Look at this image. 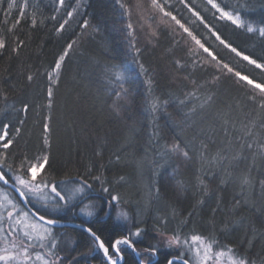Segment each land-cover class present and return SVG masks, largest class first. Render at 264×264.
Returning a JSON list of instances; mask_svg holds the SVG:
<instances>
[{
  "label": "trees",
  "instance_id": "1",
  "mask_svg": "<svg viewBox=\"0 0 264 264\" xmlns=\"http://www.w3.org/2000/svg\"><path fill=\"white\" fill-rule=\"evenodd\" d=\"M21 1L16 0L18 5ZM9 2L0 0V39L7 45L0 49V130L8 124L9 138L14 140L8 150L0 147V153L8 155L0 169L5 178L17 187L14 177L22 175L21 157L47 154L50 182L59 185L85 178L92 185L83 199L96 202V215L89 222L75 221L91 227L106 246L140 228L141 236L132 237L137 251L146 255L145 248L155 247L154 264H166V257H177V253L163 250L160 238L195 233L215 238L218 248L231 246L249 264H264V150L260 147L264 145V108L258 91L213 67L215 61L174 21L164 17L168 24L160 22L162 14L148 7L150 0H143V13L135 9L136 0H125L132 6L131 15L115 0H64V6L59 0H27L26 16L14 32L7 29L18 12L8 8ZM217 3L238 11L254 25L264 21V0ZM165 10L234 72L264 83V71L225 48L212 33L262 64L264 37L218 19L205 0H168ZM68 12H72L71 19ZM33 13L36 27L30 23ZM64 20L68 23L58 32ZM84 21L89 22L88 28L82 27ZM73 41L58 84L50 85L48 73ZM189 47L196 54H190ZM117 70L123 73L127 90L118 111L112 106V92L119 90L120 83L113 80ZM49 87L53 88L51 108L47 106ZM253 95L255 101L250 98ZM157 99L160 106L153 112L151 104ZM45 123L49 133H44ZM249 128L252 135L245 134ZM45 135L48 146L43 144ZM174 142L186 145L191 158L168 152L166 148ZM217 153L229 159L211 162ZM237 154L240 159H231ZM244 176L250 183L242 186ZM111 195L120 198L116 205L128 214L124 225L113 223ZM27 202L38 215L46 216ZM56 229L72 232L71 238L87 248L93 243L79 228ZM121 247V264H138L130 250ZM65 254H71L70 249Z\"/></svg>",
  "mask_w": 264,
  "mask_h": 264
},
{
  "label": "snow or ice",
  "instance_id": "2",
  "mask_svg": "<svg viewBox=\"0 0 264 264\" xmlns=\"http://www.w3.org/2000/svg\"><path fill=\"white\" fill-rule=\"evenodd\" d=\"M115 2L119 5V7L123 10L125 14L131 15L132 12V6L125 3V0H115ZM184 0H181V3H183ZM168 3V0H163V3H161V0H150L148 7L155 12L161 13L160 22L164 24H168V21L164 20V17H169L172 21L175 22V25L179 26V28L183 29L185 33L189 37H191L192 41L199 47V49H202L203 52L207 53L208 57L211 58L212 61H215V65H212L213 67H217L218 70H226L227 73H230L234 75L237 78V82H243L244 84H247L251 86V88L258 91L259 97H260V107L264 108V83H255L252 79H250L246 75H242L240 72H234V70L227 64L222 63L217 55H215L212 51H210L193 33L185 27L183 23L179 19L176 18L172 14L171 11L165 10V5ZM207 3L211 6L212 9L215 10L216 13H218V19L223 21H228L232 25H234L238 29H243L247 33H257L260 37H264V21L260 22L258 25H254L253 22H249L247 20H244L241 18V15L238 11H229L225 8L221 7L219 3H217V0H207ZM60 6H64V0H59ZM79 6V5H77ZM17 8V17L12 25V27L8 28V32H14L17 25L21 23V21L26 16V9L28 8L27 0H24L23 5H17L16 0H10L8 4V8ZM135 9L138 13H143L145 11L143 0H136V3L134 5ZM191 10V9H190ZM75 11V9H73ZM5 15H8V13H5ZM68 17L71 19L72 12H68ZM193 15L197 17L201 21V23H204L203 18L199 16L198 13L193 12ZM152 17L149 16V19ZM51 19L55 20L56 17L53 16ZM5 24L8 23V21H4ZM30 23L32 27H36L37 20L35 13L32 14L30 18ZM42 24L43 21H40ZM68 23V20H64L62 24L59 25L57 31H62L64 29V26ZM82 27L88 28L89 22L84 21ZM128 29H132L133 25L129 23L127 25ZM151 27V25H149ZM170 27V26H169ZM205 27H208L207 24H205ZM93 30L95 31V27H93ZM211 31V29H209ZM216 39L222 44L225 48L229 49L231 52L235 53L236 56L241 57L243 60L247 61L248 64L254 65L256 68L261 69L264 71V64L258 63L256 59L251 58L249 55H244L242 52L238 51L236 47H233L230 43H227L224 39L221 38L220 35L216 34L215 32L212 33ZM129 35H132V32H129ZM152 36L156 35V32L153 31L151 33ZM151 42V41H150ZM69 43L67 45V49L64 51L62 55L58 57V59L55 60L54 66L52 70L48 73V81L50 85H56L59 82L61 72H62V65L65 61V58L68 56V50H71L73 47V44ZM22 41L17 44V47L13 49V51H17V49L21 46ZM6 43L4 39H0V49L6 48ZM133 47L135 45L133 44ZM139 51V50H137ZM189 53L190 54H196L195 49L189 47ZM177 66L182 67L179 61H176ZM141 71H145L143 68V65H141ZM33 77L30 75L28 76V80L31 81ZM215 79H219V76L215 77ZM113 80L115 82H120L118 85L119 90H114L112 92V95L115 97V100L113 101V108L114 110L119 109V101L125 99L126 96V89L123 84L124 75L121 71L117 70L113 73ZM149 85H151V81H148ZM188 96H194L195 93H187ZM47 96L49 98L48 107H52V98H53V88L49 87L47 89ZM254 101L256 100V96L253 95L250 97ZM7 99V97H5ZM211 99V98H209ZM168 101H163V104L166 105ZM180 104H184L185 100H180ZM159 101L154 100L151 104V110L153 112H156L159 107ZM203 105H201L202 107ZM24 111H27V106H25ZM192 112H195L196 109L193 107L191 109ZM225 123H228L227 120L224 121ZM22 123V122H21ZM9 128L8 124H4L2 130H0V147H2L5 150H8L12 147L14 140L9 138V133L7 129ZM44 133H49L50 128L47 123L43 125ZM19 132V129L16 130ZM246 135H252L251 129L249 128L248 131L245 133ZM43 144L45 146L49 145V138L47 135L43 138ZM186 145L182 146L180 142H174L171 146H168L166 150L170 153L182 156L185 159H190V153L186 150ZM206 148V145L203 146ZM249 149L253 148V143H249L247 145ZM261 149L264 150V145H260ZM8 159L7 152L0 153V169H3ZM201 159H204V154L201 152ZM229 159L226 155H221L220 153H217L216 156L212 157L213 163H223L225 160ZM231 159H240L239 154L231 157ZM207 162V161H206ZM49 156L47 154H38L36 156H33L29 158L27 154L21 157L20 164H19V171L22 173V175H16L14 177L17 184L20 185V188H17L16 190L20 192V195L26 196L28 193L36 194V193H43L44 189H48L49 193L52 197V203L50 204V212H59V211H72V208L70 207L72 201L76 199L77 196L83 197L85 190L88 188H91L92 185L88 183V180L85 178H78V184L79 186H73L69 187L67 189V195L62 194V191L58 190V185L52 183L48 179V173L46 169L49 167ZM8 168L11 169V165H8ZM95 179L99 180L100 177H95ZM0 182H3V184L7 185L9 183L8 179L5 178V174L3 171H0ZM63 183V182H62ZM242 186L248 185L250 183L247 176L242 177L241 180ZM200 184L204 186L205 192H207V185L204 184L203 180H200ZM262 186H264V181L261 182ZM15 187V185H13ZM21 189H27V193L24 191H21ZM104 192L108 193L109 189L104 188ZM159 189H157V192ZM44 199H48L47 196L43 197ZM119 197L116 195H111L109 204H111L113 201L119 202ZM3 200L10 204L12 206V209H16V205L12 203L11 200H9L7 195L3 196ZM3 204H0V207H3ZM80 211L86 215V216H93L94 211L92 208V205L90 204H84L83 207L80 209ZM32 216L36 217L37 222L29 223L28 217L29 213L24 212L22 218L15 219L14 218V211H8L7 213V219L9 221H13L16 225L23 224V236L25 237V240H21L19 242V250L13 254L12 249H16L18 247L17 241L15 239L8 241V243L11 245V248L8 246L3 247L0 249V262H3V264H9L11 261H16L22 259L25 264H27V261L32 260V256L29 253L30 248H35L37 245L40 248L48 247V252L46 253L47 257H53L56 255L52 250L57 248L58 241L53 235L52 227L53 225H56L59 223V219L56 217L46 218L45 215H37L36 213H32ZM118 218L127 219L128 214L127 212L121 210L118 214ZM2 219V217H0ZM9 231L6 233L4 239L5 241L8 240V237L13 236V234L16 232V228L9 225ZM88 233V235L92 238V241L96 248L99 250H102L103 255L105 259L107 260L108 264H119V261L123 259V252L124 248L121 246H125L127 249H131L132 252L136 253L137 256H140V253L137 251L135 243L132 239V237H140L142 233V229L137 228L134 232L130 231L129 235L121 238V239H115L109 246H106L105 241L101 239L100 235H98L91 227H87L84 229ZM5 233V229L3 227H0V234ZM36 243H33V242ZM48 241V244L46 245L44 242ZM168 246L172 247L174 245L179 246L181 243L188 245L187 251L191 253V257L184 256L182 258V264H249V261L244 258L243 256L238 255L235 250L228 245H224L223 247H214V245H218L219 241L215 238L209 239L206 237L201 236L200 234H192L189 238H185L183 242H181V238L179 235L174 234L171 236L168 241ZM112 250V255H110L109 249ZM144 253L146 254L143 258L139 259L138 264H153L152 257H155L157 255V249L155 247L152 248H145ZM179 256V254H178ZM177 257H166V264H176ZM115 257V258H114ZM59 257L57 259H47L44 255H41L39 252L35 255V261H38L39 264H59Z\"/></svg>",
  "mask_w": 264,
  "mask_h": 264
},
{
  "label": "rangeland",
  "instance_id": "3",
  "mask_svg": "<svg viewBox=\"0 0 264 264\" xmlns=\"http://www.w3.org/2000/svg\"><path fill=\"white\" fill-rule=\"evenodd\" d=\"M207 2V0H205ZM17 3V2H16ZM20 5H23L24 0H22L20 2ZM18 5V4H17ZM218 14V13H217ZM219 15V14H218ZM228 22V21H227ZM230 23V22H229ZM257 34V33H254ZM258 35V34H257ZM259 36V35H258ZM17 184V183H16ZM73 186H79L78 182H69V183H61L58 185V190L62 191V194H66L67 195V189L69 187H73ZM17 188H20V185L17 184ZM21 191H24L27 193V189H21ZM87 190H85L84 195L86 194ZM7 195L9 200L12 201L13 204L16 205V209L13 210L12 206L8 203H6L3 200V196ZM83 195V196H84ZM47 196L48 199H44L43 197ZM30 204H32L34 207H36L38 210L42 211L44 214H46V216L49 217H56L59 219V225H61V227H57V228H70L67 226V224H75V225H80L81 223H78L75 220H81L82 222H89L95 215H96V211H97V205L96 202L93 203V201H88L87 199H83L85 197H80L77 196L76 199H74L70 205V207L72 208V211H59V212H50V204L52 203V197L51 194L49 193L48 189H44L43 193H36V194H31L28 193L26 196H24ZM18 197H15L11 194V192L5 188L1 182H0V204H3V207H0V217H2V219H0V227H3L5 229V233L0 234V249H2L5 246H8L11 248V245L8 243V241H11L13 239H15L17 241V245L18 247L16 249H12L13 254H15L16 251L19 250V242L21 240H25V237L23 236V224L21 225H16L13 221L15 219H20L23 216V213L26 212L22 206L20 205L19 200L17 199ZM90 199V198H89ZM79 203V204H78ZM114 204L113 206V214H112V218L114 219V224H118V225H124L127 222V219H122V218H118V214L121 210H123L120 206L116 205V202L113 201L112 202ZM78 204V205H76ZM84 204H90L92 205L94 214L93 216L89 217L84 215L80 209L83 207ZM8 211H14V218L13 221H9L7 219V213ZM124 211V210H123ZM48 214V215H47ZM74 220V222L72 221ZM28 222L29 223H33V222H37L35 219H33L30 215L28 217ZM9 225H11L12 227L16 228V232L13 234V236L8 237V240L5 241L4 237L6 235V233L10 230L9 229ZM76 228V227H75ZM53 235L54 237L57 239L58 241V245L57 248L52 250L54 253H56L55 256L53 257H47L46 253L48 252V247L46 246L45 248H40L38 245L35 248H30L29 249V253L32 256V260L27 261V264H39L38 261H35V255L37 252H39L41 255H44L47 259H52L55 260L57 259V257H59V264H77L76 261H81L82 259H87L90 260V257L93 256H102V251L99 250L98 248H96V246L93 244V246L91 245L89 248H87L84 243H78L77 240L74 241V238H71V235H73L72 232H68V231H61L58 232V229L53 228ZM77 234V232H74V235ZM70 238L72 239V242L70 240ZM170 237L169 236H165V237H161V243H162V249L165 251H175L177 253L178 258L182 259L184 256H188L189 258L191 257V253L187 251L188 249V245H185L183 243H181V245L179 246H172L169 247L168 246V239ZM185 238H189L190 237H185ZM185 238H181V242H183V240ZM93 242V241H92ZM33 243H36L35 241ZM46 245L48 244V241L44 242ZM123 246V245H122ZM124 247V246H123ZM214 247H216V245H214ZM126 248V247H125ZM71 254H65L66 250L69 251ZM130 250V249H129ZM139 253L141 251H138ZM136 254V253H135ZM137 256V254H136ZM145 255L140 253V257L143 258ZM115 258V257H114ZM154 259V257H152V260ZM120 262V261H119ZM0 264H3V262H0ZM9 264H25V262L20 259V260H16V261H11L9 262ZM181 264V263H179ZM209 264H211V262H209Z\"/></svg>",
  "mask_w": 264,
  "mask_h": 264
},
{
  "label": "water",
  "instance_id": "4",
  "mask_svg": "<svg viewBox=\"0 0 264 264\" xmlns=\"http://www.w3.org/2000/svg\"><path fill=\"white\" fill-rule=\"evenodd\" d=\"M1 184L4 186V187H6V188H9L18 198H19V200L22 202V205H23V207L29 212V214L31 215L32 213H35V212H33L30 208H29V206L27 205V202H26V200H25V197L23 196H21L20 195V192L19 191H17L16 189V187H13V185L11 184V183H8L7 185H5V184H3V182H1ZM38 215V214H37ZM32 216V215H31ZM35 220H36V217L35 216H32ZM67 226L69 227V226H76V227H78V228H80V229H82L83 231H84V229L86 228L85 226H81V225H72V224H67ZM51 227H53V228H57V227H61V225H59V224H56V225H53V226H51ZM86 232V231H85ZM87 233V232H86ZM88 234V233H87ZM131 250V249H130ZM132 252V251H131ZM133 254H134V252H132ZM137 259V258H136ZM176 263H181L182 264V259H180V258H177V260H176Z\"/></svg>",
  "mask_w": 264,
  "mask_h": 264
},
{
  "label": "flooded vegetation",
  "instance_id": "5",
  "mask_svg": "<svg viewBox=\"0 0 264 264\" xmlns=\"http://www.w3.org/2000/svg\"><path fill=\"white\" fill-rule=\"evenodd\" d=\"M8 189V188H7ZM9 190V189H8ZM10 191V190H9ZM81 226H84L82 224H80ZM87 228V227H86ZM88 235V234H87ZM88 237L92 240V238L88 235ZM102 251V250H101ZM110 255H112V250L109 251ZM103 254V252H102ZM82 264H108L107 260L105 259L104 255L102 256H91L90 260L87 259H83L81 260ZM157 261V256L154 257V259L152 260L153 264L156 263ZM121 264V263H120Z\"/></svg>",
  "mask_w": 264,
  "mask_h": 264
},
{
  "label": "bare ground",
  "instance_id": "6",
  "mask_svg": "<svg viewBox=\"0 0 264 264\" xmlns=\"http://www.w3.org/2000/svg\"><path fill=\"white\" fill-rule=\"evenodd\" d=\"M19 200V199H18ZM25 200H26V202H27V199L25 198ZM19 202H20V205L22 206V208L26 211V212H28L24 207H23V205H22V202L19 200ZM27 205L29 206V208L33 211V212H35L31 207H30V205L28 204V202H27ZM29 213V212H28ZM36 213V212H35ZM37 214V213H36ZM30 215V214H29ZM31 216V215H30ZM32 217V216H31ZM33 218V217H32ZM34 219V218H33ZM72 225H75V224H72ZM69 227H76V226H69ZM76 228H78V227H76ZM93 244L94 243H92V246H93ZM130 252H131V250H130ZM132 253V252H131ZM133 254V253H132ZM133 256H134V258H137V256H136V254L134 253L133 254ZM138 261H139V259H137ZM122 262V260H120V262H119V264Z\"/></svg>",
  "mask_w": 264,
  "mask_h": 264
}]
</instances>
